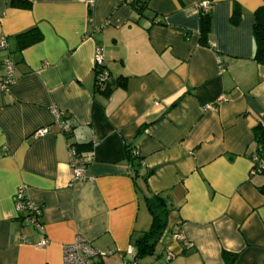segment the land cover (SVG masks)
Returning a JSON list of instances; mask_svg holds the SVG:
<instances>
[{
	"label": "crops",
	"instance_id": "0c3cea01",
	"mask_svg": "<svg viewBox=\"0 0 264 264\" xmlns=\"http://www.w3.org/2000/svg\"><path fill=\"white\" fill-rule=\"evenodd\" d=\"M30 1L0 0V80L6 52L16 65L0 92V264H64V246L79 237L102 252L95 264H124L151 227L147 192L170 210L143 264H264V172H252L264 128L253 26L264 0H149L150 18L129 0ZM205 1L211 47L200 43ZM36 27L42 39L20 49L17 35ZM102 69L105 94L95 91ZM70 145L87 164L75 182ZM128 148L143 156L146 182L134 178ZM19 188L41 207L44 233L20 218Z\"/></svg>",
	"mask_w": 264,
	"mask_h": 264
},
{
	"label": "trees",
	"instance_id": "16d2710c",
	"mask_svg": "<svg viewBox=\"0 0 264 264\" xmlns=\"http://www.w3.org/2000/svg\"><path fill=\"white\" fill-rule=\"evenodd\" d=\"M148 1L149 0H129V4L132 5L139 17L150 18L147 8ZM10 5L14 8H30L32 6V2L30 0H10ZM211 15V8L205 9L202 7L200 14V43L201 45L207 47H211ZM231 20L234 24L239 22L240 16L238 10L232 15ZM253 33L256 44L254 59L259 64L264 65V6H261L255 12ZM42 36L43 35L41 31L37 27L17 35L19 40V48L24 49L39 42L42 39ZM0 50L7 51V49ZM5 55L11 57L10 52H6L4 56ZM99 73H102V75L100 77L98 76L97 78L95 91L102 94L108 93L111 90V83H108L106 78H104L105 73L103 69L97 71V75H99ZM255 133L256 139L259 142L258 149L261 150V154L264 157V128L261 125L258 126ZM127 159L133 171L134 178L139 179L142 177V179H144L146 182L149 174L142 175L140 173V168L143 165V156L137 151V149L128 148ZM260 191L264 193V186L260 187ZM145 198L148 209L152 216V223L149 230L145 231L142 236L136 240V251L133 257L136 259L138 264H143L141 259L153 254L155 246L160 240L166 227L170 210L166 199L160 194H151L150 192H147ZM20 218L23 221V218ZM224 256L228 260L235 259L234 254L227 252L224 254Z\"/></svg>",
	"mask_w": 264,
	"mask_h": 264
},
{
	"label": "built area",
	"instance_id": "2783aa9c",
	"mask_svg": "<svg viewBox=\"0 0 264 264\" xmlns=\"http://www.w3.org/2000/svg\"><path fill=\"white\" fill-rule=\"evenodd\" d=\"M92 3V1L90 2ZM201 6L205 9L211 8V3L208 1L202 2ZM0 49L6 50L8 49L7 37L2 36L0 38ZM95 64L96 68L104 66V56L103 51L100 47L96 49L95 54ZM2 65L4 67V75L0 80V92L6 91L16 80V65L12 57L5 55L2 58ZM105 78V75H104ZM52 111L55 116L56 122H58L64 132L70 130L67 124L61 123L62 111L54 106ZM50 130L49 127L40 128L36 131V135L40 136L45 133H48ZM69 153L71 157V168H72V181H78L85 177V171L87 164L83 161V158L79 154L77 147L75 145H70ZM253 173L264 172V157L261 154V150L258 149L256 155L253 156ZM15 206L16 210L20 217L23 218V222L29 225H33L40 232L44 233V227L41 223V215L42 209L40 206L36 205L32 200H30L24 191V188H19L18 192L15 195ZM176 237L179 240H184V236L180 233L176 234ZM48 243V239L43 237L38 246H44ZM188 245V242H186ZM135 252L130 251L128 257L125 259L124 264H138L136 259L133 257ZM102 255V252L95 249L92 244H90L87 240L79 237L77 240L71 244H66L64 246V264H95L93 259L96 256ZM174 257L173 252H169L167 256V260H170Z\"/></svg>",
	"mask_w": 264,
	"mask_h": 264
}]
</instances>
